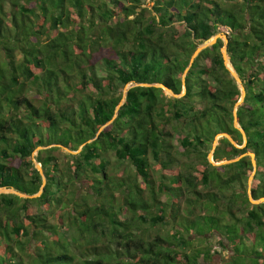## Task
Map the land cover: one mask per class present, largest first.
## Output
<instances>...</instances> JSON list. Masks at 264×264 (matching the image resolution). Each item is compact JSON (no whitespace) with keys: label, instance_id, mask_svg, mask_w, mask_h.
Returning a JSON list of instances; mask_svg holds the SVG:
<instances>
[{"label":"trees","instance_id":"trees-1","mask_svg":"<svg viewBox=\"0 0 264 264\" xmlns=\"http://www.w3.org/2000/svg\"><path fill=\"white\" fill-rule=\"evenodd\" d=\"M148 1L149 8L146 0H0V188L36 193L41 176L31 152L47 146L34 154L45 175L42 192L31 199L0 194V264H209L217 253L211 245L187 249L194 238L217 236L232 251L228 262L237 245L247 244L249 262L264 263V202L250 203L246 194L249 156L217 166L207 159L219 132L243 144L232 117L240 91L223 65L221 39L195 57L184 74L183 96L132 87L96 135L126 85L161 83L180 94L196 46L223 27L229 62L245 89L236 113L246 141L240 148L220 137L212 157L217 162L254 152L250 189L253 198L264 196V0ZM31 88L36 96L28 98ZM174 132L183 154L198 161H188L183 171L171 170L173 158L160 155ZM50 144L72 150L84 145L72 154ZM60 157L66 158L61 169ZM110 157L127 161L134 178H118L117 187L127 188L118 204L115 194H101V185L89 204L88 191L80 195V188L116 176L108 174ZM150 158L162 173L171 171L174 185L162 176L155 189L148 180ZM198 185L207 190L200 192ZM144 187L151 188L152 198L140 194ZM164 190L171 202L163 205L157 193ZM184 192L192 196L182 208ZM65 193L71 200L63 208ZM50 206L61 210L55 225L46 224ZM205 208L208 227L200 222ZM157 224L169 225L165 236L145 240L134 233ZM70 225L78 230L72 240L57 234ZM187 228L196 234L185 236Z\"/></svg>","mask_w":264,"mask_h":264},{"label":"rangeland","instance_id":"rangeland-1","mask_svg":"<svg viewBox=\"0 0 264 264\" xmlns=\"http://www.w3.org/2000/svg\"><path fill=\"white\" fill-rule=\"evenodd\" d=\"M148 8L151 7L152 5V1H148L146 0V4H145ZM146 17H148V14H146ZM175 27H179L181 24L180 23H174ZM219 31L223 34H226L227 30L223 27H220L219 28ZM92 58V57H91ZM98 75H99V72H98ZM165 93L167 96L169 97H172L170 96L168 93H166L165 91L163 92ZM27 94V97L30 98L31 96H36V93L34 91V88H31L30 91H27L26 92ZM173 98V97H172ZM196 107L197 109L201 108L202 107V103H197L196 104ZM167 126V125H166ZM165 126V127H166ZM61 138L64 137V136H60ZM177 137H178V133L174 132V134H172V137L169 141V146L165 147L164 148V153L165 154H160L162 159H165L167 158L168 156H170L172 159V163H171V167L170 169L171 170H181L183 171L185 168L187 169V166H185V163L188 164V161H189V164H192L194 165L196 162L198 161H195L194 160V157L192 156L191 158H187L186 154H183V150L182 148L180 147V144L179 142L177 141ZM220 138V137H219ZM218 138V139H219ZM168 139V138H167ZM219 143V140H217V145ZM212 145V144H211ZM216 145V146H217ZM62 149V151L66 152L64 148H62L61 146H58ZM216 148V147H215ZM37 149L33 150L31 152V160L33 162V159L35 160V151ZM59 152V151H57ZM57 152H55V155L57 154ZM168 152V154H167ZM61 160L59 161V168H63V161L65 162L66 158H62L60 157ZM36 161V160H35ZM150 166H149V179L148 180H152L154 181L153 182V186L155 187L156 189V180L158 179H161V177L163 176H166V180L168 181L167 183L171 184V185H174L172 178H170V175H171V171L169 170H164V172L162 173V171L158 168V165L156 164L155 165V162L153 161L152 158H150ZM34 164V162H33ZM152 164V165H151ZM109 165L110 167L108 168V174L111 176L113 174H115L116 176H111L109 179H106V180H101L99 179V181H101L100 184H98V182H95V183H92V182H88V184L85 186V184H83V186L80 188V191H79V194L80 195H84V193L86 191L87 192V196H92V193L94 194L96 192V190H98V187H102L101 188V194L102 195H105L106 197H113V195L115 194V197H116V204L119 203V198L120 196H118L120 193L122 194L121 192V189H127L125 186L124 188H122V185H118L117 187V184L119 183L118 178L122 175H126V174H130L131 177L134 178V174H133V171L131 169V166L127 163V161H123V162H116L114 161L113 157H110L109 159ZM155 165V166H154ZM35 166V165H34ZM186 171V170H185ZM115 177V178H114ZM169 177V178H168ZM97 178V176H96ZM100 178V177H99ZM113 178V179H111ZM168 178V179H167ZM253 179V178H252ZM251 179V181H252ZM103 181V183H102ZM139 183H140V186L143 185V181L141 180H137ZM246 186H247V182H246ZM250 186H251V183H250ZM121 187V188H120ZM72 187L69 188V186H67L65 188V190L68 191L69 194H71L69 191L71 190ZM198 188H199V191L204 193L205 190H207L205 187V189H203V187H201L200 185H198ZM211 189V188H209ZM73 190V188H72ZM151 188H147V187H144L142 189H140V194L144 197V198H152V192H151ZM113 192V194H112ZM73 193H78V190L76 189L75 191H73ZM118 193V194H117ZM117 194V195H116ZM112 195V196H111ZM86 196V197H87ZM192 196V193L190 194H187L186 192H184L183 195L180 196V199L178 200L179 201V204L181 205L180 207L184 206V201L185 199H187V197H191ZM157 199L159 200V202L161 204H165V202H171V196L170 194L164 190V192L162 193H157ZM71 200V197L68 196L67 193H65L63 195V202L60 204L63 208H66L67 206H65L66 204L69 203V201ZM177 200V199H176ZM87 202L89 204H91L93 201L92 197L89 198L87 200ZM251 203V202H250ZM115 204V205H116ZM42 208V207H41ZM51 210L50 213L45 209L43 208L44 212L43 214H45V219H46V224H52V225H55L57 224L60 219H59V214L61 212V210L58 208V207H54L52 208V206H50ZM49 208V209H50ZM183 208V207H182ZM76 209V207L74 205L71 206V209L70 211L73 213V211ZM154 209V207H153ZM202 208L198 207L196 209V211H201ZM154 211V210H153ZM53 212V213H51ZM182 213V211H180ZM223 211H220V214L222 213ZM68 215V214H67ZM198 215V214H197ZM209 215V211L207 208L203 209L202 212H201V218L199 216L200 219H202L200 222L201 224H204L205 227H208V222H207V217ZM197 218V216L195 217ZM180 219H183V218H180ZM179 220V219H178ZM181 222V225L182 227H186V224L185 222H183L182 220L180 221ZM218 225V228H219V223H217ZM169 226V225H168ZM167 225H164V226H160L159 224L157 225H153V226H148V227H144L143 230L141 231V228L140 227H137V228H134V233L135 235H138L140 237H142L143 239L145 240H150V239H153L155 237V235H159L161 237H163V235L169 231V228H168ZM78 227V226H77ZM197 228V227H196ZM191 228H187L186 232L184 233L185 236H187L186 234H189V235H195L196 234V231L194 229H191ZM206 231V230H205ZM141 232V233H140ZM42 236H46L48 235V233L46 231L42 232ZM57 234L60 236L62 235H67L68 236V239L72 240L75 236L78 235V230H76V227L74 225H70V227L67 226V231H65L64 233H61V230H58L57 231ZM165 236V235H164ZM218 236L217 237H212L211 240L209 241H200L198 240V238H194L190 244V247L187 249L189 251L190 248H193V247H198L199 250L201 251H205L204 247L208 246V245H211V248H212V251H217V253H214L213 256H212V260H210L209 264H217V263H222V264H250L251 262L249 261H252L253 259L250 257L251 254L250 253V246L245 244L246 247L242 246V245H237L236 246V251L233 252V254L235 253L236 255L233 257L232 260H230V262L227 261L228 257L230 256L231 254V250L230 248L226 247V243L227 241L225 239H223L224 243H225V247H221L219 244H218V240H217ZM33 241V240H32ZM209 242V243H208ZM77 243V242H76ZM208 243V244H207ZM207 244V245H206ZM110 245L113 246V247H116V244L114 241H110ZM34 246H35V243H34ZM189 246V245H188ZM84 247V244L83 246ZM34 248L32 247L31 250H33ZM192 250V249H191ZM195 251V250H194ZM193 250L192 252L195 253ZM193 255V254H192ZM252 259V260H251ZM184 261V259H183ZM226 261V262H224ZM258 262H262L263 259L259 258L257 260ZM224 262V263H223ZM252 264V263H251ZM264 264V263H263Z\"/></svg>","mask_w":264,"mask_h":264},{"label":"water","instance_id":"water-1","mask_svg":"<svg viewBox=\"0 0 264 264\" xmlns=\"http://www.w3.org/2000/svg\"><path fill=\"white\" fill-rule=\"evenodd\" d=\"M218 39H221L222 42H223V45L222 47H220V53H221V58H222V61H223V65L225 66V68L229 71V75H231V77L233 78L234 82L236 83V85L238 86L239 88V91H240V97L238 99V101H236L234 107H233V110H232V117H233V126L234 128H237L240 133H241V136H242V139H243V144L242 145H238L235 140L231 137V135L227 132H219L217 133V135L213 138V141H212V145H211V148H210V151L207 153V159L208 161L213 164V166H217V165H220V164H225V163H230V162H233L235 160H238L239 158H242L244 157L245 155H248L249 158H250V161H251V165H252V170L250 172V174L248 175V178H247V188H246V194H247V197H248V200L253 203V204H258V203H261V202H264V196H260L258 198H253L252 197V193H251V189H250V183H251V179L253 178L254 176V173H255V169H256V160H255V155H254V152H251V151H245V153L243 154H240L234 158H230V159H224V160H221V161H217V162H214L213 160V157H212V154H213V151L217 145V140L219 137H226L234 146L236 147H240V148H243L244 147V144H245V141H246V134L245 132L241 129V127L239 126V123H238V117H237V108L240 104H242V101H244V98H245V89L242 85V81L241 79L239 78L238 75H236L237 73L234 71V69L232 68L230 62H229V59H228V56H227V52H226V44H227V38H226V35L221 33L220 31H218L217 34H215L213 37L205 40L202 44L196 46L195 48V51L193 52L192 56H191V59L188 63V66L185 68L184 72L182 73V78H181V81H182V92L180 94H174L169 88H167L165 85L163 86L161 83H153V84H147V83H137V84H129V85H126L123 89V94H122V98L118 101L119 103L117 104V106L115 107L114 109V113L111 117V119L107 122H105L104 124H101L96 132V135L103 129V126L105 125H109L111 123V121L114 119V117L117 115V111L119 109V107L123 104V99L125 98L126 96V92L128 91V89L132 88V87H155V88H159V89H162V91L168 93L170 96H172L173 98H180L181 96H183L184 94V74L187 73V71L190 69L191 67V64L193 63V60L195 59V57L199 54V52L203 49H205L206 47H209L211 45H213L215 42H217ZM95 138V137H94ZM92 139H89L87 140L86 142H89L91 141ZM85 144V142H84ZM82 144L81 146H79V148H77L76 150H72V149H69L68 147H65L61 144H57V145H54V144H50L48 146H61L62 148L65 149L66 152H69V153H76L77 151H79L81 149V147L84 145ZM43 147H47V146H37L36 149H40V148H43ZM33 162H34V165H35V168L37 169V171L39 172L40 174V181H41V185L38 189V191L34 194H31V195H27L26 193H23V192H20L12 187H1L0 188V194H4V193H13V194H16L18 196H21V197H25L26 199H31L32 197H35V196H38L41 192H42V189H43V186L45 184V175L43 173V169L41 167V164L37 161H35L33 159Z\"/></svg>","mask_w":264,"mask_h":264}]
</instances>
